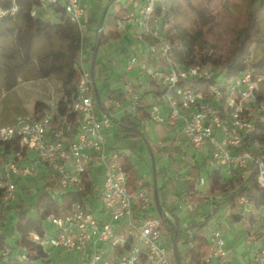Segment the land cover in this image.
Returning a JSON list of instances; mask_svg holds the SVG:
<instances>
[{
	"label": "built area",
	"instance_id": "built-area-1",
	"mask_svg": "<svg viewBox=\"0 0 264 264\" xmlns=\"http://www.w3.org/2000/svg\"><path fill=\"white\" fill-rule=\"evenodd\" d=\"M38 2L42 6L60 4L67 19L78 29L82 40L79 81L66 112L57 113L56 102L37 116H16L9 124L0 126V144L14 141L20 147L0 167V204L16 201L18 180L37 177V165L43 164L53 174L59 194L86 193L85 206L74 203L46 217L44 239L31 235L45 253V264H52L44 251L46 246L67 253H86V264H171L173 249L164 246V224L158 215L149 214L154 206L153 191L148 187L129 188L119 153L108 151L106 146L112 116H97L95 84L83 64L86 55L82 20L87 5L81 0ZM155 2L126 0L125 15L116 23V30L121 33L134 29L136 39L144 45L139 74L124 85L128 112L137 108L139 100V93L131 87L141 89L146 82H154L163 92L148 109L150 121L176 124L189 146L209 152L211 161L226 179L245 178L254 170L258 187L264 189V144L253 140L249 148H243L255 131V123L264 126V101L258 102L256 98L264 77L246 70L225 79L221 72L198 61L189 66L179 63L166 36L169 26L161 28L159 18L153 15ZM15 12L14 6L1 9L0 17ZM136 59H130L126 72ZM186 81L196 83L178 85ZM174 141L180 144L178 136ZM207 186V178L200 176L190 197L208 199L199 189ZM214 198L208 199L210 205ZM184 203L191 213L198 205L195 200ZM234 215L238 220L232 225H240L244 234L246 229L251 234L264 235V207L257 209L242 196L236 202ZM164 216L171 220L167 212ZM207 240L206 264H264V237L248 238L245 242L249 248L242 252H230L223 232L214 226L209 228Z\"/></svg>",
	"mask_w": 264,
	"mask_h": 264
},
{
	"label": "trees",
	"instance_id": "trees-1",
	"mask_svg": "<svg viewBox=\"0 0 264 264\" xmlns=\"http://www.w3.org/2000/svg\"><path fill=\"white\" fill-rule=\"evenodd\" d=\"M205 1L207 0H156L153 6V15L159 18L161 28L170 26L181 8H186L197 22V30L189 35L190 38L186 41L183 34L172 33L169 29L166 31L176 60L184 66L192 65L198 61V64L207 65L213 70L221 72L225 79L246 70H254L258 75L264 77V0H244L246 3L245 23L236 33L234 44L224 57L215 55V53L209 54L201 46L204 31L214 25V19L208 13ZM117 2L118 0H107L104 8V10L106 9L105 16L102 18L103 13L100 15L94 32L89 59V72L94 84L99 69V74L104 75V70H101L100 65L96 64L97 50L110 41L122 38L124 34L116 30V23L124 17L126 8L121 5L115 10ZM13 6L16 7L14 15L0 17V87L6 92L13 90L19 84L24 72L32 64H35L38 77L53 76L61 81L62 95L57 101V113L62 114L72 103L79 81L78 59L82 47L80 33L76 26L67 19L60 4L42 6L38 0H0V10ZM32 12L34 15H31ZM181 44L185 45V49H181ZM194 50L197 51V59L192 56ZM261 82L256 95L258 102L264 101V80ZM195 83L186 81L178 85L191 86ZM95 89L98 97V102L95 105L97 108L105 110L96 85ZM124 91L123 89L107 90L106 100L113 103L108 111L123 104L124 97L127 95V92ZM162 92L163 89L154 82H146L144 91L139 94L137 108L132 113L124 111L119 120L115 121L117 132L125 138L141 135L142 123L149 120L148 109L152 103L157 101ZM39 106L44 107L41 103H36V109ZM106 115H108L107 112ZM164 126L175 130L177 125L166 123ZM253 140L264 144V126L257 122L252 137L245 140L243 148H249ZM115 149L110 148L111 151H115ZM19 150L17 142L1 143L0 167L4 165L11 153ZM21 152L24 153L25 150H21ZM180 152L181 147L175 146L168 155L173 156ZM206 163H195L189 167L183 183L186 196L194 188ZM121 166L129 188L148 187L153 190L148 182L138 183L136 179L129 176L132 168L128 161ZM206 175L208 186L205 196L209 199L222 195L224 200L216 207L212 203V214L205 219L188 223L187 230L190 231V234L186 238L188 248L184 252H180L177 247L182 234L178 226L177 211L171 210L169 213L172 220H167L164 216L163 206L160 205L161 220L165 227L164 236L171 242L173 249L171 264H206L205 259L209 252L206 229L219 207L223 206L230 212L228 218L231 222L238 220L234 212L236 202L242 196L246 197L255 208L264 207V189L258 187L254 170L251 169L245 178L226 179L221 175L219 166L214 163L213 168L207 171ZM47 184H45L46 188L40 189L30 200L24 201L18 198L12 207L0 208V264H25L27 261L44 259L45 253L31 239V235H36L40 240L44 239L48 215L67 209L74 203L86 205L84 203L86 193L73 192L58 193L60 199L58 203L50 193L55 181ZM89 204L95 206L94 203ZM7 216H9V221L5 223ZM9 231L14 234L12 239ZM245 235L244 239L246 240L252 236L258 239L264 237L257 232L251 234L246 229Z\"/></svg>",
	"mask_w": 264,
	"mask_h": 264
},
{
	"label": "rangeland",
	"instance_id": "rangeland-1",
	"mask_svg": "<svg viewBox=\"0 0 264 264\" xmlns=\"http://www.w3.org/2000/svg\"><path fill=\"white\" fill-rule=\"evenodd\" d=\"M86 4L88 9L85 17L82 20V33L85 37L84 54H89L88 49L91 48L90 43H93L94 32L100 15L103 13L107 0H81ZM126 0H118L115 5L117 10L121 5H125ZM205 5L208 13L214 19V25L209 30L204 31L201 46L207 50L209 54L215 53L220 57L228 54L234 44L235 35L238 30L244 25L246 19V3L244 0H207ZM111 11V10H110ZM177 25L178 27H175ZM197 22L194 16L189 13L186 8H181L179 13L174 17L173 23L169 26V30L175 34H183L184 40L190 38L189 35L197 30ZM181 49H185V45L181 44ZM144 51V45L135 37V31L132 28L125 30L123 37L118 40H113L105 46L100 47L96 54V64H99L101 70H104V75L98 74L95 77V85L101 98L102 105L110 107L113 103L106 100L107 90H117L121 87L120 78L125 74L134 80L136 74L139 72V66L142 62L140 55ZM136 56L137 62L132 65L129 72L125 71V67L130 62V59ZM194 59L198 58L197 51L192 53ZM88 66L87 63H83ZM153 63H150L152 66ZM138 71V72H137ZM137 72V73H136ZM264 80V78H262ZM262 83V82H261ZM260 83V84H261ZM139 88L131 87L132 91H137ZM62 95L61 81L57 77L40 78L37 74V67L32 64L21 76L19 84L11 91H4L0 87V126L9 124L16 116H35L41 114L42 110L47 106L56 103ZM128 96L126 103H128ZM36 103H41L44 107L39 106L36 109ZM97 103L95 98V104ZM124 103L120 108H114L111 112L114 115L110 120V128L106 134V146L116 148L115 151L119 153L121 165L127 161L132 168L130 177L136 179L138 183L148 182L151 188L155 185L157 190L158 201L163 206L164 212L170 215L171 210L177 211L179 218V229L181 230V238L178 242V250L184 252L188 246L186 238L190 231L187 230L189 222H198L205 219L212 214V209L208 199H193L188 197V200H195L198 205L194 212H189L185 209L184 195V181L187 177L189 167L195 163H205L204 158L207 157L206 168L202 171L200 176L206 178V172L210 171L214 163L211 161L209 152L206 154L199 153L197 150L189 146L188 142L184 140L176 129L166 128L164 125L156 124L147 120L141 125V135L125 138L116 130V122L122 115L121 110L126 108ZM98 117L106 116L100 107H96ZM179 137V141L184 144L181 147L180 153H175L173 156L167 155L175 146L174 138ZM171 139H173L171 143ZM182 139V140H181ZM108 151L111 152L110 149ZM30 157L33 155L30 153ZM38 175L35 178L18 180L17 182V199L24 201L30 200L36 193L46 188V183L49 185L55 181L53 174L43 164L37 165ZM203 196H205L207 187L199 188ZM50 193L59 203L58 188L55 185L50 189ZM101 192L99 191L98 194ZM29 196H27V195ZM206 197V196H205ZM16 199V200H17ZM224 200L222 195L214 198L213 203L216 207ZM16 201L7 205L0 204L1 209L7 206L12 207ZM98 204V202H97ZM100 210V208H99ZM8 212V211H7ZM100 212V211H99ZM151 213L157 215L155 205L151 208ZM98 217L100 213L96 214ZM230 212L223 206L219 207L211 218L206 234L211 226L219 228L222 232H226L228 227ZM171 218V215H170ZM172 220V218H171ZM9 221L7 216L5 223ZM239 233L242 231L241 226L238 225ZM51 231V228H50ZM10 238L14 237L10 233ZM233 233V232H231ZM238 233V235H239ZM234 235V234H233ZM241 235V234H240ZM246 236V235H245ZM230 236L228 240L231 239ZM227 240V237L225 236ZM235 243L234 250L236 252L247 251L249 245L244 241L242 235ZM248 239V238H247ZM227 240V241H228ZM164 246L171 248L172 244L164 236ZM45 252L48 253V258L52 264H86V253L77 254L76 252L67 253L61 248L45 247ZM22 260H24L22 258ZM25 264H45L42 259L27 261Z\"/></svg>",
	"mask_w": 264,
	"mask_h": 264
},
{
	"label": "crops",
	"instance_id": "crops-1",
	"mask_svg": "<svg viewBox=\"0 0 264 264\" xmlns=\"http://www.w3.org/2000/svg\"><path fill=\"white\" fill-rule=\"evenodd\" d=\"M91 44L92 43H90V46H91ZM88 51H89V54H85L86 55V63H87V65H89L90 66V63H89V59H90V57H91V48H89L88 49ZM140 57H141V55H140ZM87 68L89 69V67L87 66ZM138 72V71H137ZM136 72V73H137ZM138 74H139V72L136 74V77L138 76ZM126 76H127V78H129L128 77V75H123L121 78H120V80H121V87L119 88V89H123V91L125 90V88H124V85H125V79H126ZM144 91V86L141 88V89H138V91H136V92H138L139 94H141L142 92ZM125 92V91H124ZM126 98H127V95H125V97H124V102H123V104L124 103H126ZM122 104V105H123ZM121 105V106H122ZM126 105H128V103H126ZM120 106V107H121ZM120 107H118V109H121ZM108 108L109 107H105V110H103V113L104 114H106V112L109 114V115H111L112 116V118H113V114H112V112L111 111H108ZM124 111H128L127 110V106H126V108H123V110H121V112L120 113H123ZM103 117V116H102ZM99 118H101V117H99ZM166 127V126H165ZM166 128H169V127H166ZM107 133H108V130L106 131ZM140 132H141V129H140ZM177 132H178V129H177ZM175 137H177V136H175ZM175 139V138H174ZM184 139V138H183ZM182 140V139H181ZM184 140H186V139H184ZM171 141V143H172V141H173V139H171L170 140ZM183 144H184V142L183 141H180V144L179 145H176V144H174V146H180V147H182L183 146ZM109 148H112V147H109ZM199 152V151H198ZM199 153H202V154H206V151H201V152H199ZM168 155V154H167ZM207 156V155H206ZM205 156V158H204V161H206L207 160V157ZM206 163V162H205ZM206 168H208L209 169V166H208V164L206 163V165H205V169ZM184 191H185V188H184ZM185 195V194H184ZM185 197H186V195H185ZM188 197H190V192L188 193V196H187V198H185V200L187 199L188 200ZM151 213V212H150ZM231 232H233V233H231ZM238 233H239V230H238V227H234L233 225H232V222L230 221L229 223H228V227L226 228V232H223V235H224V238H225V236L227 237V240H228V237H230V236H233V237H231V239L230 240H226L225 239V241H226V244H227V248H228V250L230 251V252H236L235 250H234V248L236 247L235 246V243L239 240L238 238L242 235V237H243V239H244V236H245V234H244V232L243 231H241L240 233H239V235H238ZM234 234V235H233ZM241 234V235H240Z\"/></svg>",
	"mask_w": 264,
	"mask_h": 264
},
{
	"label": "water",
	"instance_id": "water-1",
	"mask_svg": "<svg viewBox=\"0 0 264 264\" xmlns=\"http://www.w3.org/2000/svg\"><path fill=\"white\" fill-rule=\"evenodd\" d=\"M105 12H106V9L103 11L102 18H104ZM96 101L98 102L97 95H96ZM152 191H153V200H154V205H155V208H156V211H157V215L161 218L162 217V210H161V207H160V204H159V201H158L157 190H156L155 185L153 186V190Z\"/></svg>",
	"mask_w": 264,
	"mask_h": 264
}]
</instances>
